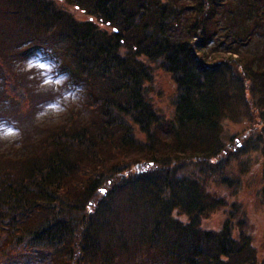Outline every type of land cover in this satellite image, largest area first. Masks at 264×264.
Returning <instances> with one entry per match:
<instances>
[{"label": "trees", "instance_id": "1", "mask_svg": "<svg viewBox=\"0 0 264 264\" xmlns=\"http://www.w3.org/2000/svg\"><path fill=\"white\" fill-rule=\"evenodd\" d=\"M42 49L85 115L0 142V264H264L242 197L247 167L264 178V0H0V118L25 130L52 94L16 64Z\"/></svg>", "mask_w": 264, "mask_h": 264}, {"label": "rangeland", "instance_id": "2", "mask_svg": "<svg viewBox=\"0 0 264 264\" xmlns=\"http://www.w3.org/2000/svg\"><path fill=\"white\" fill-rule=\"evenodd\" d=\"M78 16L81 18H85L81 14H78ZM22 62H23V59H21L20 62L16 64L17 72L19 73H21L19 69L20 67H22ZM60 63H61V68H62L61 60H60ZM26 74H23V75L26 76ZM172 77L173 76L171 74L165 71L164 67L162 68L154 67L153 70L150 72L151 81L149 85L146 87L147 100L151 102L154 109L156 107L160 109L161 113L164 114V116L167 118H170L174 111L173 103L176 97V85L174 81H172ZM34 81L35 80H29L28 83H26L27 88H29ZM17 96L22 98L23 96L22 92L18 91ZM38 101L39 99L35 102V105H32V107L27 108L25 111H23V116L25 120H27L26 118H29V121L33 119V122H25L27 124L26 130L24 129L23 124L22 123L20 124L19 127L22 130L23 138L15 142L0 141L2 144L11 145L10 148H13V149L16 147L22 148L23 147L22 145H27V144L31 145L35 138L33 137L34 133L38 132L41 127L43 126L51 127L54 125H59L61 123H66L67 121L71 120V115H72V118H77V116L82 118L85 115V112L79 113L77 111L81 109V106L85 103L84 102L85 99H84V101L81 104L70 106L68 111L58 118L49 116L42 120H35V114L39 110V107L37 104ZM71 111H73V113L69 114V112ZM106 120H107L106 118L101 119L102 122ZM255 120L258 121L257 118ZM254 126L255 125H253L252 122H244L241 124H230L227 130H238L242 132L243 130H252ZM24 138L27 140L23 144H21ZM13 144L19 145V146H14ZM247 168H248L247 169L248 172L242 178V186L245 188V191H246L242 194V197L244 198V201L246 203L247 211L254 217V219L259 224L258 227L256 228V236L262 238V236L264 235V213L261 211V209H264V207L260 204V201L264 202V178L261 175L262 174L261 171L263 170V165H261L260 163H256ZM1 257H4V256H1Z\"/></svg>", "mask_w": 264, "mask_h": 264}, {"label": "clouds", "instance_id": "3", "mask_svg": "<svg viewBox=\"0 0 264 264\" xmlns=\"http://www.w3.org/2000/svg\"><path fill=\"white\" fill-rule=\"evenodd\" d=\"M60 69V61L48 49L37 51L22 62L19 70L28 73L29 80L37 81L38 90L52 94L50 100L39 106L35 120L49 116L58 118L70 106L79 105L85 99V89L71 83L70 74ZM22 138L23 133L17 121L0 119V141L15 142Z\"/></svg>", "mask_w": 264, "mask_h": 264}, {"label": "bare ground", "instance_id": "4", "mask_svg": "<svg viewBox=\"0 0 264 264\" xmlns=\"http://www.w3.org/2000/svg\"><path fill=\"white\" fill-rule=\"evenodd\" d=\"M149 165H152L151 163H149ZM100 189H102V188H100Z\"/></svg>", "mask_w": 264, "mask_h": 264}]
</instances>
